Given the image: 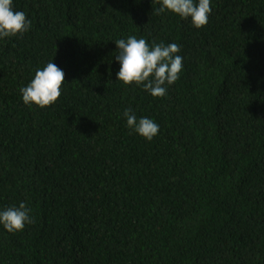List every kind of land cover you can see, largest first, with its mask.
Wrapping results in <instances>:
<instances>
[{"label":"trees","instance_id":"obj_1","mask_svg":"<svg viewBox=\"0 0 264 264\" xmlns=\"http://www.w3.org/2000/svg\"><path fill=\"white\" fill-rule=\"evenodd\" d=\"M31 28L0 39V264H264V0H211L196 29L154 0H13ZM180 46L153 98L116 81L115 42ZM53 62L58 100L20 89ZM159 125L151 141L123 113Z\"/></svg>","mask_w":264,"mask_h":264},{"label":"clouds","instance_id":"obj_2","mask_svg":"<svg viewBox=\"0 0 264 264\" xmlns=\"http://www.w3.org/2000/svg\"><path fill=\"white\" fill-rule=\"evenodd\" d=\"M159 4L154 14L160 15L168 11L182 20L189 19L191 25L200 29L208 23L212 11L211 0H154ZM13 0H0V39L23 35L31 28L23 11H14ZM115 59L119 63L116 81L123 85H142L153 98H161L167 94V87L179 79L183 67V57L178 55L180 46L176 43L165 45L153 43L149 45L145 38L129 36L126 40L115 42ZM65 73L52 61L42 69L37 68L34 78L20 89L22 102L26 106L46 108L55 103L61 95ZM126 126L131 132L151 141L159 132V125L152 119H137L135 113L125 109ZM32 209L25 202L0 211V226L8 233L22 231L27 224H34Z\"/></svg>","mask_w":264,"mask_h":264}]
</instances>
